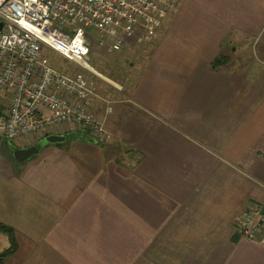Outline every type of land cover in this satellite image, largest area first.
<instances>
[{
	"label": "crops",
	"instance_id": "crops-1",
	"mask_svg": "<svg viewBox=\"0 0 264 264\" xmlns=\"http://www.w3.org/2000/svg\"><path fill=\"white\" fill-rule=\"evenodd\" d=\"M158 31L107 144L0 134L6 264H264L237 229L264 204V0H176Z\"/></svg>",
	"mask_w": 264,
	"mask_h": 264
},
{
	"label": "built area",
	"instance_id": "built-area-1",
	"mask_svg": "<svg viewBox=\"0 0 264 264\" xmlns=\"http://www.w3.org/2000/svg\"><path fill=\"white\" fill-rule=\"evenodd\" d=\"M176 0H0V134L8 142L42 138L63 124L90 135L98 146L109 140L90 110L98 97L97 75L88 65L92 30L109 51L145 46L157 35ZM45 50L84 69L66 73L52 67ZM110 112L108 107L107 113ZM261 205L246 208L237 229L253 241L262 234Z\"/></svg>",
	"mask_w": 264,
	"mask_h": 264
},
{
	"label": "rangeland",
	"instance_id": "rangeland-1",
	"mask_svg": "<svg viewBox=\"0 0 264 264\" xmlns=\"http://www.w3.org/2000/svg\"><path fill=\"white\" fill-rule=\"evenodd\" d=\"M2 26L3 21L0 19V28H2ZM90 33L92 37L89 38L90 52L88 65L97 75L94 76L92 73H88L87 75L98 88V97L90 100L89 105L90 110L96 117L98 115L100 121L104 127H106L105 129H107V123L110 122L109 119L113 118L111 119L113 122L115 118L114 115L112 117L115 108L121 106V102L126 100L130 89L135 84L143 63L151 55L152 47L148 45L126 44L120 51H109L108 48L101 47L98 44V35L95 31L92 30ZM45 56L56 70L66 73H73L75 71L86 72L84 69L63 60L58 54L52 51L45 50ZM99 75L102 76V78ZM108 107L110 108V112L107 113ZM107 133L111 137V130L110 132L107 131ZM110 137L108 142L110 141ZM0 145L1 149L4 148L2 144ZM0 160H3L2 155H0ZM0 235L5 236L8 241L6 235L1 233ZM7 248L8 247L3 246V242H0V254ZM9 258L10 256L6 258L4 262Z\"/></svg>",
	"mask_w": 264,
	"mask_h": 264
},
{
	"label": "trees",
	"instance_id": "trees-1",
	"mask_svg": "<svg viewBox=\"0 0 264 264\" xmlns=\"http://www.w3.org/2000/svg\"><path fill=\"white\" fill-rule=\"evenodd\" d=\"M225 60L226 59L224 58V56H219L214 60L213 63L214 65H217L225 62ZM0 233L8 237L9 243L8 248L0 254V264H5L4 260L16 252L17 244L15 241L14 232L10 227L0 223Z\"/></svg>",
	"mask_w": 264,
	"mask_h": 264
},
{
	"label": "water",
	"instance_id": "water-1",
	"mask_svg": "<svg viewBox=\"0 0 264 264\" xmlns=\"http://www.w3.org/2000/svg\"><path fill=\"white\" fill-rule=\"evenodd\" d=\"M1 31V28H0ZM55 141H58V138L55 137H47L44 138L40 143L39 146H44L47 143H54ZM37 152V149L35 146L29 147V148H23L13 151L12 157L17 163H22L29 158H31L33 155H35ZM264 212V204L262 205V209L260 213Z\"/></svg>",
	"mask_w": 264,
	"mask_h": 264
},
{
	"label": "bare ground",
	"instance_id": "bare-ground-1",
	"mask_svg": "<svg viewBox=\"0 0 264 264\" xmlns=\"http://www.w3.org/2000/svg\"><path fill=\"white\" fill-rule=\"evenodd\" d=\"M91 68V67H90ZM92 69V68H91Z\"/></svg>",
	"mask_w": 264,
	"mask_h": 264
}]
</instances>
